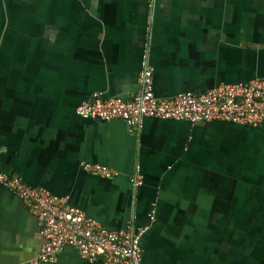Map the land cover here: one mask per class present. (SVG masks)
I'll return each instance as SVG.
<instances>
[{
    "label": "crops",
    "instance_id": "obj_1",
    "mask_svg": "<svg viewBox=\"0 0 264 264\" xmlns=\"http://www.w3.org/2000/svg\"><path fill=\"white\" fill-rule=\"evenodd\" d=\"M145 69L159 98L264 76V0H0L4 170L109 229L148 227L142 264H264V123L145 117L132 132L76 114L130 98ZM44 244L0 184V264H33ZM51 264L103 263L68 248Z\"/></svg>",
    "mask_w": 264,
    "mask_h": 264
},
{
    "label": "built area",
    "instance_id": "obj_2",
    "mask_svg": "<svg viewBox=\"0 0 264 264\" xmlns=\"http://www.w3.org/2000/svg\"><path fill=\"white\" fill-rule=\"evenodd\" d=\"M139 85V90L128 99H104L95 95L92 101L81 103L76 114L84 119L122 120L132 132L139 130L145 117L192 123L220 120L254 127L264 123V76L248 82L220 84L205 93L187 92L173 98H159L153 90L151 71L145 69L139 77ZM2 152L0 144V184L25 203L37 218L45 238L43 249L33 264L56 263L68 248L77 250L89 262L142 264L140 242L148 227L109 229L85 210L73 206L69 199L43 187L30 186L6 173L1 162ZM81 167L105 179L119 175L107 165L83 163ZM133 181L136 186L142 184L139 174Z\"/></svg>",
    "mask_w": 264,
    "mask_h": 264
}]
</instances>
